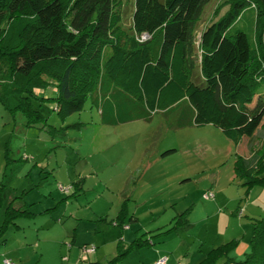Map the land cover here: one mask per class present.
<instances>
[{
  "label": "rangeland",
  "instance_id": "374dc122",
  "mask_svg": "<svg viewBox=\"0 0 264 264\" xmlns=\"http://www.w3.org/2000/svg\"><path fill=\"white\" fill-rule=\"evenodd\" d=\"M121 1L128 28L134 0ZM222 1L210 0L195 24L196 51L201 31L226 11L215 9ZM254 24L248 7L233 30L251 42ZM257 96L264 103V80ZM33 103L39 121L0 104V264L104 263L136 239L154 244L118 264H154L164 255L169 264H234L251 253L264 224V182L246 176L264 179V118L235 145L212 125L170 127L160 112L104 125L92 96L64 118L49 99ZM7 209L14 222H5ZM92 246L97 255L86 251Z\"/></svg>",
  "mask_w": 264,
  "mask_h": 264
},
{
  "label": "trees",
  "instance_id": "16d2710c",
  "mask_svg": "<svg viewBox=\"0 0 264 264\" xmlns=\"http://www.w3.org/2000/svg\"><path fill=\"white\" fill-rule=\"evenodd\" d=\"M209 1L134 0L125 28L121 0H0V104L39 121L44 115L34 100L53 101L64 118L92 96L104 125L160 112L173 128L212 125L235 145L251 139L264 118L257 96L264 80V0H223L215 9H227L201 31L197 52L195 24ZM248 7L255 13L251 42L233 30ZM48 88L53 98L35 92ZM16 216L7 209L5 222ZM152 244H118L114 257L89 264H118ZM234 264H264V224L256 225L251 253Z\"/></svg>",
  "mask_w": 264,
  "mask_h": 264
},
{
  "label": "crops",
  "instance_id": "0c3cea01",
  "mask_svg": "<svg viewBox=\"0 0 264 264\" xmlns=\"http://www.w3.org/2000/svg\"><path fill=\"white\" fill-rule=\"evenodd\" d=\"M127 227H125L124 229H126ZM126 233H127V231H126ZM162 235H163V233H161ZM153 244H154V242L153 241H151ZM152 244V245H153ZM152 245H150V246H152ZM93 247V246H92ZM95 248V250L93 251V252H89V253H95V255H97V251H96V247H94ZM141 250V248H139V250L138 251H140ZM137 251V252H138ZM139 254H140V252H139ZM161 258H163L162 256H160ZM164 257H165V255H164ZM166 258V264H169V262H170V258H168L167 256L165 257ZM160 259V258H159ZM158 260V259H157ZM157 262V261H156ZM155 262V263H156ZM154 263V264H155Z\"/></svg>",
  "mask_w": 264,
  "mask_h": 264
},
{
  "label": "built area",
  "instance_id": "2783aa9c",
  "mask_svg": "<svg viewBox=\"0 0 264 264\" xmlns=\"http://www.w3.org/2000/svg\"><path fill=\"white\" fill-rule=\"evenodd\" d=\"M144 39V38H143ZM206 198H210L209 196H206ZM87 252H93V248L86 249ZM155 264H166V258H160Z\"/></svg>",
  "mask_w": 264,
  "mask_h": 264
}]
</instances>
